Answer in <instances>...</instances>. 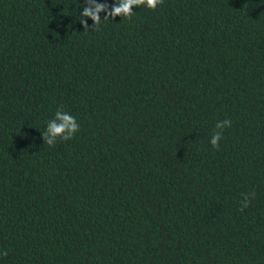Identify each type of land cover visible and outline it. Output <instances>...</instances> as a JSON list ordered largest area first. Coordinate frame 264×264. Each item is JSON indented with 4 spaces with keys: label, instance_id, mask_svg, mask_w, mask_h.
Returning a JSON list of instances; mask_svg holds the SVG:
<instances>
[{
    "label": "trees",
    "instance_id": "trees-1",
    "mask_svg": "<svg viewBox=\"0 0 264 264\" xmlns=\"http://www.w3.org/2000/svg\"><path fill=\"white\" fill-rule=\"evenodd\" d=\"M113 4L0 0V264H264V0Z\"/></svg>",
    "mask_w": 264,
    "mask_h": 264
},
{
    "label": "clouds",
    "instance_id": "clouds-1",
    "mask_svg": "<svg viewBox=\"0 0 264 264\" xmlns=\"http://www.w3.org/2000/svg\"><path fill=\"white\" fill-rule=\"evenodd\" d=\"M162 3L163 0H114V4L111 6V11L105 16V18L111 17L114 19L116 16L130 17L132 15L131 8L133 6L145 5L147 8L155 10L157 6ZM108 8L109 5L107 3L97 4L94 10L90 7H84L81 15L92 19L94 22L92 28H95L101 21L99 13L101 11H106ZM81 23L84 25L85 29H89L86 20H81ZM215 127L220 131H215L213 133L210 143L213 147L218 148L219 141L222 138V130L226 127H231V121L229 119L218 121ZM79 129L80 126L77 123L76 118L63 111L61 108H58L55 117L48 121L46 130L42 133V136L47 145L53 146L58 138L64 141L72 139ZM254 196L255 194H253V198ZM248 203L249 202L244 203L243 207H248ZM241 210H243V208ZM3 255L7 256V252H4Z\"/></svg>",
    "mask_w": 264,
    "mask_h": 264
}]
</instances>
